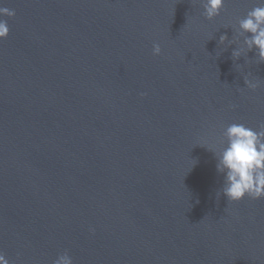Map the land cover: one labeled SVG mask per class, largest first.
<instances>
[{"label": "water", "instance_id": "water-1", "mask_svg": "<svg viewBox=\"0 0 264 264\" xmlns=\"http://www.w3.org/2000/svg\"><path fill=\"white\" fill-rule=\"evenodd\" d=\"M256 3L208 20L195 0H0L10 264H264V199L228 202L207 148L264 123V63L219 43Z\"/></svg>", "mask_w": 264, "mask_h": 264}, {"label": "clouds", "instance_id": "clouds-1", "mask_svg": "<svg viewBox=\"0 0 264 264\" xmlns=\"http://www.w3.org/2000/svg\"><path fill=\"white\" fill-rule=\"evenodd\" d=\"M195 2L201 4L202 15L208 20L219 16L225 5V0H195ZM4 16L13 17L15 11L0 6V17ZM230 27L234 32L233 38L229 40L226 34L221 35L219 43L223 45L227 41L228 45H237L232 51V59L235 61L242 55L247 57V53L255 49L256 63H264V0H257L256 5L247 12L246 16L239 18L237 23ZM9 33L7 21L0 18V40L6 39ZM161 51L160 44L154 43L152 54L159 56ZM260 81L261 79L252 76L251 72L244 75V83L250 90L255 91L260 87ZM232 107L235 108L236 105ZM222 137L219 148L215 145L207 148L215 155L217 173L223 174L221 189L223 195L228 202H238L245 197L264 199V123L259 125V130L243 123H231L224 128ZM193 161L192 167L196 164V161ZM216 195L218 199L220 192ZM89 231L94 232L95 229L90 228ZM0 264H10L2 251H0ZM53 264H73V260L67 252H64L53 261Z\"/></svg>", "mask_w": 264, "mask_h": 264}]
</instances>
